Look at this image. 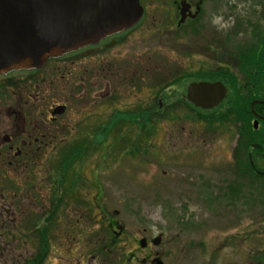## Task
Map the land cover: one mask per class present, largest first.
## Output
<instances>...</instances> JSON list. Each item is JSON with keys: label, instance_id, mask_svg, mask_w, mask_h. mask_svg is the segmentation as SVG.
<instances>
[{"label": "rangeland", "instance_id": "1", "mask_svg": "<svg viewBox=\"0 0 264 264\" xmlns=\"http://www.w3.org/2000/svg\"><path fill=\"white\" fill-rule=\"evenodd\" d=\"M183 2L190 5L184 19L179 11ZM196 2L180 0L175 5L171 0H141V24L127 34V42L99 54L100 60L140 64L142 59L146 64L141 83L134 86L133 80L118 90L112 107L111 103L101 104L100 121L115 109L141 104L150 109L158 103L155 92L161 85L179 73L188 76L161 92L160 114L144 133L135 131L133 125L117 129L104 142L107 149L92 148L75 166L86 183L99 186L103 211L114 214L123 227L119 240L107 246L112 237L104 230L102 218L94 226L77 227V205L71 202L58 210V219L48 226L49 249L41 264H156L155 258L163 264H264L254 256L264 258V193L251 189L248 177L243 180L240 198L225 196L227 184L237 183L232 157L235 133L216 123L208 128L189 117L190 109L176 104L187 85L198 81L191 75L207 73L208 31L214 34L213 30H221L226 23L224 16L210 18L208 6L202 5L198 22L192 24L189 14H195ZM233 2L243 3L229 0ZM235 7L239 17L242 12ZM92 56L84 61L92 64ZM58 83L51 96L62 100ZM2 121L0 129L5 128ZM60 134L64 143L75 138L73 131ZM18 169L21 171L0 165V264H24L35 255L38 240L31 225L53 208L54 180L49 183V174L54 169L44 164L24 171L19 165ZM15 191L21 201L16 208L11 204ZM77 192L91 200L96 190L82 186ZM158 235L161 242L150 244L153 256L145 260L138 240L150 242Z\"/></svg>", "mask_w": 264, "mask_h": 264}, {"label": "flooded vegetation", "instance_id": "2", "mask_svg": "<svg viewBox=\"0 0 264 264\" xmlns=\"http://www.w3.org/2000/svg\"><path fill=\"white\" fill-rule=\"evenodd\" d=\"M179 1L171 0L175 5ZM241 2L245 7L235 2L229 3V0H197L194 5L196 16L191 17L189 14V19H193L191 22L195 24L201 16V6L206 5L210 18L224 16L226 20V29L213 30L215 36L208 31L211 37L207 41L206 53L209 61L207 74L212 78L209 82H221L227 92L218 106L206 112L209 116L221 119L217 125H226L235 133L232 157L233 176L237 183L227 184L225 193L230 192V189L236 190L237 198L242 196V183L248 177V186L260 195L264 193V0ZM235 6L239 13L242 12L239 17L235 16ZM143 17L144 12L140 20L129 29L112 34L96 44L49 58L39 68L0 74V105H5L0 106V120L3 118L2 123H5V128L0 129V165L15 171H21L18 169L19 165L22 166V171L38 164L52 167L59 162L64 151L67 153L69 148L84 146L79 142L82 139L88 140L90 150L107 148L98 135L102 129L112 134L117 129L121 131L133 125L135 131L137 129L144 133L147 120L139 127L132 122H115L114 119L118 116H132L139 111L147 117V106L141 104L124 110L115 109L103 121H100L98 113L101 104L111 103V107L114 105L117 101L115 95L125 85L132 84L133 80L134 86L142 82L146 66L142 59L139 64L129 60H100L98 56L127 42L130 37L127 34L141 24ZM229 18L231 20L227 22ZM91 55L92 58L95 57V61L92 64L85 62ZM177 73L178 71L174 72L176 75ZM181 74L170 78L168 83L175 86ZM58 81L63 92L62 100L51 96L52 91L58 89ZM171 86L161 89L162 93L172 88ZM162 99L158 98L159 108L162 106ZM182 101L186 104L185 95ZM185 104L179 103L188 108ZM59 107L63 110L55 113V109ZM74 114L77 115L73 117ZM70 131L75 133V138L70 143H64L66 139L61 138L60 133ZM245 161L252 174L245 172ZM53 177V173L49 174L50 184ZM64 179L65 189L60 191L63 195L61 207L65 208L69 203L75 202L78 218H75L74 224L77 227L79 224L80 227L94 226L93 223L102 218L106 232L119 240L124 232L123 227L114 214L103 211L99 186L96 183H86V178L80 175L69 174ZM82 186L96 190L91 200L78 194L77 190ZM12 198L14 208L20 206L21 201L16 191ZM51 205L54 207L52 198ZM145 240V245L140 246V250L145 255L144 259L150 260L153 256L150 245L152 242ZM129 255L134 256L133 253Z\"/></svg>", "mask_w": 264, "mask_h": 264}, {"label": "water", "instance_id": "3", "mask_svg": "<svg viewBox=\"0 0 264 264\" xmlns=\"http://www.w3.org/2000/svg\"><path fill=\"white\" fill-rule=\"evenodd\" d=\"M188 9L183 2L180 14L185 16ZM142 13L140 0H0V74L38 68L50 57L132 26ZM226 92L221 82L200 81L187 86L185 97L194 107L209 110ZM61 110L59 107L54 112ZM160 241L158 235L152 243ZM145 242L139 240L140 246ZM153 262L162 264L157 258Z\"/></svg>", "mask_w": 264, "mask_h": 264}, {"label": "trees", "instance_id": "4", "mask_svg": "<svg viewBox=\"0 0 264 264\" xmlns=\"http://www.w3.org/2000/svg\"><path fill=\"white\" fill-rule=\"evenodd\" d=\"M192 31L194 33H196L195 28H193ZM187 76L188 75L181 74L179 76V78L177 79V81L181 82ZM191 76L194 77L196 80H210V79H212L205 72L204 73L198 72L197 74H193ZM172 84L173 83H168L167 85H161L158 88V90L155 92V97L157 96L159 98V96L162 92L161 89L167 88L168 86H171ZM155 99H157V98H155ZM179 103H181L182 105L185 104V103H183L182 99H180L177 102V104H179ZM186 104L188 105V109H190L192 111V114L189 117L194 119L195 121L203 122L208 128H211L212 125L215 123L217 124L218 122H221V119H217L216 116H209L206 111H200L198 109H195L190 104H188V103H186ZM154 116H156V117L159 116V103H156L155 106H152L148 110L147 117L142 115V113L139 111L138 114L135 113L132 116H128V115L118 116L117 118L114 119V121L115 122L120 121V122H126V123L132 122L133 124H137L139 127H141L142 122L145 120H147L148 124L150 125L152 123L151 120H152V118H154ZM149 128L150 127H148V129ZM147 132L150 133V130H148ZM151 132H153V131H151ZM98 135L100 137L101 143H104L105 141L108 140L110 133H109V131L102 129L101 132L98 133ZM141 139H142V137H141ZM79 142L84 144V146L69 148L67 150V153H65V151H64L63 156L61 155V157H60L61 159L59 160V162H56L52 165V168L54 169V177H53L54 178L53 179L54 180V189H53V193H52V201H53L54 207L51 210V212H48V213L45 212L42 216H37L34 219L33 224L31 225V231H32L31 233L36 234V239L38 240L37 250H36L35 255H33V257L31 259L26 260V262L24 264H41L42 261L46 258L47 254H48V249H49V244H48V239H49L48 228L49 227L48 226L53 223V219H55V220L58 219V215H59L58 210L61 208L62 202H63V195L61 194L62 192H60V191H61V189H65L63 187V183L65 182L64 178H65V176L67 177L69 174L79 175L78 172H76L75 166L78 162L85 159L86 156L90 153V149L87 146L88 140L82 139ZM248 143L249 142H247V144ZM247 144H246V148L248 146ZM133 145L135 146V143H133ZM101 150H103V147L101 148ZM246 171L252 174V172H251V170L247 164V161H245V172ZM8 185L11 189L14 188L12 184H8ZM235 192H236V190L233 191V189H230V192H226L227 193L225 195L226 198H230V199L237 198V196H236L237 194H235ZM244 201H247L246 198L244 199ZM11 204H14V203H11ZM42 221L44 223H40ZM41 224L43 226L39 227ZM111 237H112V239L110 242H108V245H107L108 247L114 246V244L118 241L117 238H115L114 236H111ZM97 251L102 253V250H100V248L97 249ZM103 255H106V253H104ZM254 256L258 257V262H261L262 260H264L262 254H260V256L258 254H254Z\"/></svg>", "mask_w": 264, "mask_h": 264}, {"label": "bare ground", "instance_id": "5", "mask_svg": "<svg viewBox=\"0 0 264 264\" xmlns=\"http://www.w3.org/2000/svg\"><path fill=\"white\" fill-rule=\"evenodd\" d=\"M142 14H143V13H142ZM141 17H142V15H141ZM141 17H140V18H141Z\"/></svg>", "mask_w": 264, "mask_h": 264}]
</instances>
